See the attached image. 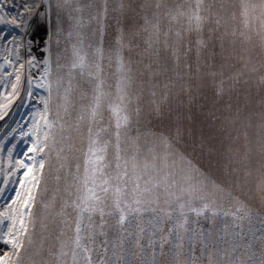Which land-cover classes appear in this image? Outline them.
I'll list each match as a JSON object with an SVG mask.
<instances>
[{
    "label": "rangeland",
    "instance_id": "obj_1",
    "mask_svg": "<svg viewBox=\"0 0 264 264\" xmlns=\"http://www.w3.org/2000/svg\"><path fill=\"white\" fill-rule=\"evenodd\" d=\"M0 107V264H264V0H0Z\"/></svg>",
    "mask_w": 264,
    "mask_h": 264
},
{
    "label": "bare ground",
    "instance_id": "obj_2",
    "mask_svg": "<svg viewBox=\"0 0 264 264\" xmlns=\"http://www.w3.org/2000/svg\"><path fill=\"white\" fill-rule=\"evenodd\" d=\"M0 110H2V112H0V125H2V123H5L6 120L8 119L9 116H6L7 114H5L6 112L8 113V111L12 112V109H3L0 107ZM10 114V113H9Z\"/></svg>",
    "mask_w": 264,
    "mask_h": 264
},
{
    "label": "snow or ice",
    "instance_id": "obj_3",
    "mask_svg": "<svg viewBox=\"0 0 264 264\" xmlns=\"http://www.w3.org/2000/svg\"><path fill=\"white\" fill-rule=\"evenodd\" d=\"M197 20H199V17L197 16L196 17ZM117 127H119V125H117ZM118 206V205H117ZM125 220V217L123 215L120 216V222L123 223ZM79 231H80V228H79V225L77 226V246L79 247ZM86 251V249H85ZM73 256L75 257V252L73 253ZM89 264H91V260L89 258Z\"/></svg>",
    "mask_w": 264,
    "mask_h": 264
}]
</instances>
